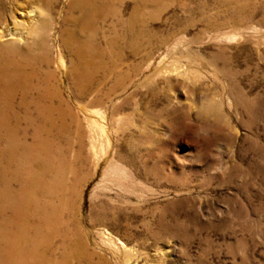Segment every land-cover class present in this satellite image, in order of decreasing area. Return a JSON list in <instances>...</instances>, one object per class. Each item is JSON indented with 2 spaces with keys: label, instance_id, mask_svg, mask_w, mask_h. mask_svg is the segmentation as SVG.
<instances>
[{
  "label": "rangeland",
  "instance_id": "rangeland-1",
  "mask_svg": "<svg viewBox=\"0 0 264 264\" xmlns=\"http://www.w3.org/2000/svg\"><path fill=\"white\" fill-rule=\"evenodd\" d=\"M97 2L104 67L81 85L64 34L86 2L0 0L4 22L49 20L51 138L74 172L55 249L67 238L70 264H264V0Z\"/></svg>",
  "mask_w": 264,
  "mask_h": 264
},
{
  "label": "bare ground",
  "instance_id": "bare-ground-1",
  "mask_svg": "<svg viewBox=\"0 0 264 264\" xmlns=\"http://www.w3.org/2000/svg\"><path fill=\"white\" fill-rule=\"evenodd\" d=\"M83 1L88 6L100 0H80L79 9ZM97 3L89 8L84 4L75 28L64 34L71 40L67 48L75 46L79 66L74 73L81 85L104 67L99 61L104 50L97 44L104 11ZM19 16L29 17L27 23L10 17L5 23L0 13V264H70L75 250L67 238L61 251L54 244L60 234L59 217L65 212L61 208L72 192L67 176L74 172L62 157L64 147L55 155L51 138L61 120L54 117L59 112L55 102L61 97L51 83L53 71L44 69L50 56L40 32L48 28L49 20H39L40 13L33 10ZM19 95L23 97L19 105L34 107L24 111L23 119L13 108Z\"/></svg>",
  "mask_w": 264,
  "mask_h": 264
}]
</instances>
